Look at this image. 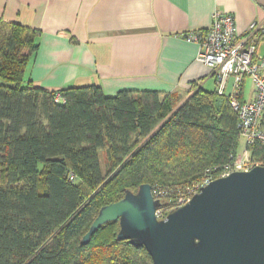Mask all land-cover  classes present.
Segmentation results:
<instances>
[{"label": "trees", "instance_id": "16d2710c", "mask_svg": "<svg viewBox=\"0 0 264 264\" xmlns=\"http://www.w3.org/2000/svg\"><path fill=\"white\" fill-rule=\"evenodd\" d=\"M37 47L34 31L0 21V264H151L144 247L118 240L117 221L82 237L101 207L141 184L163 207L216 178L239 148L228 99L195 84L183 101L107 97L95 85L47 91L23 83ZM248 150L264 162L260 145Z\"/></svg>", "mask_w": 264, "mask_h": 264}, {"label": "crops", "instance_id": "0c3cea01", "mask_svg": "<svg viewBox=\"0 0 264 264\" xmlns=\"http://www.w3.org/2000/svg\"><path fill=\"white\" fill-rule=\"evenodd\" d=\"M214 12L234 17L237 38L250 23L264 24V0H0V21L36 33L23 83L47 91L95 85L107 97L150 91L183 101L194 84L215 92L211 71L196 61L198 46L183 38L208 29ZM256 54L264 77V39ZM231 92L228 78L224 93ZM239 98L252 100L250 79Z\"/></svg>", "mask_w": 264, "mask_h": 264}, {"label": "water", "instance_id": "95a60500", "mask_svg": "<svg viewBox=\"0 0 264 264\" xmlns=\"http://www.w3.org/2000/svg\"><path fill=\"white\" fill-rule=\"evenodd\" d=\"M158 206L148 184L126 191L99 209L81 243L117 221L118 240L144 247L151 264H264V166L210 181L165 219Z\"/></svg>", "mask_w": 264, "mask_h": 264}, {"label": "built area", "instance_id": "2783aa9c", "mask_svg": "<svg viewBox=\"0 0 264 264\" xmlns=\"http://www.w3.org/2000/svg\"><path fill=\"white\" fill-rule=\"evenodd\" d=\"M235 19L233 16L221 12H214L208 29L196 33L183 34V38L198 46L196 61L206 66L214 77L216 92L228 99L229 107L236 115L240 137L243 138V148L239 149L234 157L220 169L216 178L225 177L235 171H247L253 166L263 163H255L250 158L249 147L258 144L264 149V77L261 75L263 62L256 54L259 41L264 39V24L252 22L247 27L245 34L237 38ZM228 78L232 79V92L224 93ZM250 79L253 86V98L251 101H241L239 98L244 80ZM56 101H60V95H56ZM210 175L186 194L177 199L175 203H166L156 209L157 219H165L168 212L185 204L199 190L216 179ZM73 180L74 175L70 174ZM154 199L157 194L152 192ZM160 198H162L160 196Z\"/></svg>", "mask_w": 264, "mask_h": 264}, {"label": "rangeland", "instance_id": "374dc122", "mask_svg": "<svg viewBox=\"0 0 264 264\" xmlns=\"http://www.w3.org/2000/svg\"><path fill=\"white\" fill-rule=\"evenodd\" d=\"M0 83H1V80H0ZM239 140H240V141H239V149H241V148H243V145H244L243 138L240 137Z\"/></svg>", "mask_w": 264, "mask_h": 264}]
</instances>
